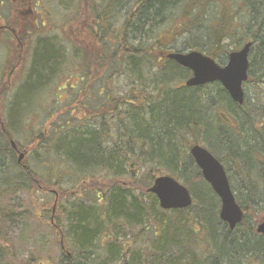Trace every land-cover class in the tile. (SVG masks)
<instances>
[{
  "label": "trees",
  "instance_id": "16d2710c",
  "mask_svg": "<svg viewBox=\"0 0 264 264\" xmlns=\"http://www.w3.org/2000/svg\"><path fill=\"white\" fill-rule=\"evenodd\" d=\"M211 2H219L217 14L209 13ZM61 6L63 34L27 30L26 57L8 83L10 67L0 78L1 110V99L13 95L0 116V164L12 166L0 178V198L26 191L31 206L50 212L64 264H264V235L251 221L264 213V93L256 90L264 87V0H67ZM123 6L127 11L115 28ZM183 34L186 48L219 64L251 43L243 105L218 82L185 86L191 71L165 58ZM122 74L131 90L120 97L107 88ZM52 94L67 95L62 112H46L45 133L28 134L32 148L15 142V135L35 130L27 122ZM74 111L84 118H72ZM114 113L118 120L108 126L106 116ZM11 141L23 153L21 163ZM194 143L236 170L239 181L231 188L244 217L234 229L220 220L219 200L195 161L175 149ZM40 148L47 181L31 165ZM161 174L187 187L191 207H158L147 190ZM66 178L70 189L60 185ZM38 191L46 200L53 195L49 211L50 201L35 199ZM2 210L4 220L10 214ZM149 232L156 239L142 252L137 241ZM2 244L0 264H35L32 255L18 261Z\"/></svg>",
  "mask_w": 264,
  "mask_h": 264
},
{
  "label": "rangeland",
  "instance_id": "374dc122",
  "mask_svg": "<svg viewBox=\"0 0 264 264\" xmlns=\"http://www.w3.org/2000/svg\"><path fill=\"white\" fill-rule=\"evenodd\" d=\"M34 1L35 0H32L31 2L34 3ZM63 3H67V0H43V3H42L43 9H39L38 15L34 19L33 15L30 13L28 15L22 14L24 10H22V13L18 14L17 16L18 10L16 7L18 5V0H12V9H13L12 20L15 24V32L16 31L19 32V30L22 29L20 24L26 23L27 25L26 27H28V23L32 22V24L36 28H38V31L40 30L39 31L40 34L41 33L44 35H52L53 33L63 34V31H62L63 28L61 27V24L63 21L62 20L63 8L61 5H63ZM211 4L214 10L212 8L209 13L213 14L214 12V14H217L215 9H217V6L220 5L219 2H217V4L215 2H211ZM72 6H73V3H69V7H72ZM126 11L127 9L124 8L123 6L120 8L119 13L114 15L116 17V20L114 21L115 28L118 27L120 23H122ZM205 13L208 15L206 11ZM35 27L31 28V26H29L27 30L29 32L31 30L37 31ZM18 36L19 34L15 38L17 39ZM187 39L188 37L186 34L178 36V38L175 41H173V43H171L168 49L171 52L178 51L182 53H188V51H193L191 50V48L185 47L186 45L185 41ZM138 44H139L138 41L134 42V45H138ZM10 53L13 54V51H11ZM14 55L15 57L13 55L9 56V53L4 54L0 51V78H3L6 76V72L8 69L7 67L8 62L17 58V55L15 54V50H14ZM222 58H223L222 59L223 62L221 64L218 63L220 66H223V64L227 62V55H225ZM6 60H8L7 64H5ZM9 77H10V73L5 77L7 79V83L9 81ZM109 85L110 87H108L107 89L110 92H113L114 95L120 96V97H122V95L126 91L131 90L130 89L131 88L130 79L126 74H122V76L120 77L114 76V79L110 80ZM260 88L261 89H256V90L264 93V87L260 85ZM252 90H253V93L256 92L255 89H252ZM54 95L55 94H52L50 98L48 96L43 102L39 101L38 106L41 107L42 112L37 118L33 117V119L27 122L29 123L28 126L29 125L30 127L34 126L35 130L31 128V130H29L27 133L23 132V134L15 135L13 137V140L15 142H19L20 145L22 146L24 145L27 148L28 146L29 148H32L33 146L30 145L28 141V134L29 135L33 134L31 137L36 138V136H38L39 134L45 133L46 127L44 128V126H47L49 124V122H47L48 120L46 119V112L51 111V112H54L55 114L60 113L65 108L64 105L67 104V101H68V99L66 100L67 95L65 94H61L60 97H58L59 96L58 95L55 98H54ZM150 95L152 94L150 93ZM11 96H13L12 93H9L5 98L1 99L2 110L0 108V116L2 113L1 111H3V109H4V112L7 113V110L9 108L8 103H9V100L11 99ZM57 98L60 99L61 104L56 103ZM71 116H73L72 118L80 120L84 118V113H80V112L77 113L76 111H74ZM118 116H119L118 113H114L112 118H110V116L107 115L106 119L108 120V126H112L115 122H117ZM5 118H7V114L5 115ZM54 121L55 123L56 121L60 122L58 124L63 123V121H61L59 118H56ZM14 123L17 124V126L20 125L19 123H16L15 121ZM70 127L72 129L77 128V126L75 127L70 126ZM10 132H12V129H10ZM194 145H198L202 147L203 149L204 148L207 149L205 145L203 146L202 144H199V143H194ZM43 148H40L35 154L34 157L37 156L36 162L32 161V164H31V159H30L29 163L32 165V167L35 170H37L42 180L47 181L48 178H46L45 174L41 172V171H44L42 169L43 168L42 164L40 163L42 153L44 151ZM207 150L209 151V149ZM52 159L55 160L54 157H52ZM222 166L226 172V177L227 179H229L230 184L237 186L236 182L239 181L238 180L239 178L237 174L235 173L236 170L234 166L232 164H229L227 167H225L223 164ZM11 169H12V166H10L9 164H7V166H5L4 164L2 165L0 164V178L4 176L6 177V174L8 175V173L12 171ZM126 180H128V178H126ZM51 181L54 182V179H52ZM60 185L63 188H69V189L72 186L71 182L69 183L67 178L65 179V182H63ZM35 195H36L35 199L36 200L38 199L41 205L50 201L49 208H48V211H49L54 201L53 195L52 194H50V196L48 195L47 200L42 195V193L39 191ZM64 206L68 207V205H66V202H63L62 204L63 211H64ZM0 208L5 209L4 211L2 210L3 212H5V214H10L4 220L0 218V238H1L0 241L3 243L2 245H6L9 248V254H14L16 258L18 259V261L27 260L28 256L32 255L33 257L36 258L35 264H40V263L42 264H64L63 256L61 255L58 246L53 241L54 236L52 234V230L49 225L50 224L49 220L51 216L50 212L45 213L42 206L40 207L39 205L35 207L31 206V201L29 200V196L26 191H22V192L18 191L17 193L15 192L13 195L9 194V195L3 196V198H0ZM26 211H27V214L25 215ZM19 213L23 215H18ZM65 214L61 216L63 217V220H64ZM263 218H264V213L263 214L256 213L255 216H252L251 221L253 220L252 221L253 225L257 227L260 221L263 220ZM63 224H65V222ZM153 239H156V237H154L152 232H149L148 235L145 234L141 236L140 239L137 241L138 243L136 245V248H139V250L142 252L145 250L150 251L152 249ZM15 264H18V263H15Z\"/></svg>",
  "mask_w": 264,
  "mask_h": 264
},
{
  "label": "water",
  "instance_id": "95a60500",
  "mask_svg": "<svg viewBox=\"0 0 264 264\" xmlns=\"http://www.w3.org/2000/svg\"><path fill=\"white\" fill-rule=\"evenodd\" d=\"M251 46L248 42L240 50L233 51L227 56V62L223 67L219 66L213 58L198 51L171 52L166 54L165 58L174 61L188 71L191 70L190 78L185 81L186 87H200L218 82L228 92L232 102L243 105L242 85L248 80V53ZM10 146L17 149L13 141L10 142ZM23 158V154H19L18 162H21ZM191 158L201 171L204 182L209 184L213 193L219 198L221 205L218 216L220 220L229 229H234L244 215L242 208L235 201L222 164L207 149L198 145H193ZM147 193L153 194L158 201V206L167 211L184 210L192 204V195L187 187L179 184L172 176L160 175L155 178ZM256 232L264 235V218L258 224Z\"/></svg>",
  "mask_w": 264,
  "mask_h": 264
},
{
  "label": "flooded vegetation",
  "instance_id": "af4514ba",
  "mask_svg": "<svg viewBox=\"0 0 264 264\" xmlns=\"http://www.w3.org/2000/svg\"><path fill=\"white\" fill-rule=\"evenodd\" d=\"M32 0H18L17 5V16L18 14L23 13L25 15H28L29 13L33 15L34 19L38 15L39 11V5L43 3V0H35L34 3L31 2ZM13 17V9H12V0H0V51L4 54L9 53L10 55H14V50L17 47L18 53L15 50V54L17 55V58L14 60L8 62V68L10 71V75L13 74V72L17 69V67L21 64V61L26 57L24 54L25 52V46H24V38L27 35L28 27L31 26V28L35 27L32 22L28 23V27H26V23L20 24L21 28L19 32H15V24L12 20ZM36 28V27H35ZM37 29V28H36ZM17 39L15 38L17 35ZM15 40V42H14ZM16 44V45H15ZM53 50L54 47H52ZM13 50V54L10 53ZM58 50V48H56ZM9 59V58H8ZM8 60L5 62L7 63ZM16 62L15 65H13ZM17 65V66H16ZM21 70V67H20ZM25 79H21L23 81ZM1 81V79H0ZM20 81V82H21ZM27 81V80H25Z\"/></svg>",
  "mask_w": 264,
  "mask_h": 264
},
{
  "label": "bare ground",
  "instance_id": "6f19581e",
  "mask_svg": "<svg viewBox=\"0 0 264 264\" xmlns=\"http://www.w3.org/2000/svg\"><path fill=\"white\" fill-rule=\"evenodd\" d=\"M243 47H244V45H243ZM240 50V49H239ZM233 51H237V50H233ZM232 51V52H233ZM250 51V50H249ZM232 52H230V53H228L227 54V56L229 55V54H231ZM169 53H171V51H169L168 53H166V54H169ZM166 56V55H165ZM193 145L194 144H192V145H189L188 147H184L182 144H179V146H178V149L175 147V149L176 150H178L179 152H181V150L183 151H187L188 152V155L191 157V150H192V148H193ZM204 181V180H203Z\"/></svg>",
  "mask_w": 264,
  "mask_h": 264
}]
</instances>
